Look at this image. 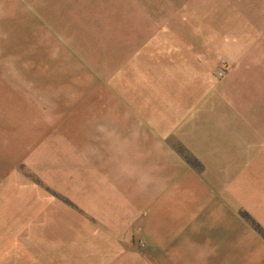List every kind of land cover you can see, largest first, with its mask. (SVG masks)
I'll list each match as a JSON object with an SVG mask.
<instances>
[{
	"label": "crops",
	"instance_id": "1",
	"mask_svg": "<svg viewBox=\"0 0 264 264\" xmlns=\"http://www.w3.org/2000/svg\"><path fill=\"white\" fill-rule=\"evenodd\" d=\"M121 3L136 4L143 21L150 19L146 14L152 5L158 20L164 13L190 22L187 28L191 37L199 38L202 50L219 54L226 64L221 90L234 110L231 122L218 128L216 136L207 128L197 144L206 171L187 173L184 186L169 188L167 196L160 190L154 195L152 210L138 226L136 251L127 239H112L115 247L110 250L82 255L77 244L81 228L117 227L114 223L126 220L120 215L112 216L109 226L102 223L108 220L100 213L125 212L122 203L128 194L95 193L98 185L105 188L111 180L114 162H98L101 153H86L91 143L79 141L82 121L101 106L98 82L89 72L76 70L81 65L71 55L75 39L66 46L32 44L31 35L18 32L17 17L9 12L0 30L6 34L0 40V131L16 136L14 143L0 142V264H264V0ZM75 26L59 25L56 36L92 35L82 33L80 24L73 33ZM41 32V37L55 36ZM235 131L246 134L239 140L231 136ZM55 135L56 148L70 150L62 154L71 155L72 174L59 162L51 174L59 182L57 192L72 197V204L42 190L41 201H34L33 189L16 183L24 179L17 174V163L34 144L41 141L45 161L53 163ZM246 164L241 173L239 166ZM99 171L104 180L100 184ZM81 213H89L88 220ZM34 229L40 230L35 237Z\"/></svg>",
	"mask_w": 264,
	"mask_h": 264
},
{
	"label": "rangeland",
	"instance_id": "2",
	"mask_svg": "<svg viewBox=\"0 0 264 264\" xmlns=\"http://www.w3.org/2000/svg\"><path fill=\"white\" fill-rule=\"evenodd\" d=\"M83 1L0 0V30L6 16L13 12L18 20L15 27L20 34H30L32 44H49L50 41L66 46L75 39L78 48L75 47L71 55L81 65L76 70L96 77L98 104L101 105L98 112H91V116L82 121L79 141L91 143L86 144L93 147H85L86 153L93 150L101 153L98 162L108 163L111 159L114 162L111 180L106 182L105 188L98 185L95 193L112 191L116 194L117 190H122L128 194L122 203L125 212L98 214L107 216L108 222L102 223L108 226L112 216L118 219L124 215L126 220L114 223L117 227L81 228L77 244L82 255H99L115 247L110 240L127 239L130 250L136 251L138 226L152 210L154 195L160 190L161 195L167 196L169 188L184 186L187 173L206 171L208 166L201 163L197 144L207 128L210 135L216 136L218 128L228 125L227 120L231 122L230 112L234 110L221 90L227 68L219 54L204 52L199 38L191 37L188 21L172 20L164 13H160L158 20L159 15L152 13V5L150 14H146L150 19L143 21L134 3L90 0V5H84ZM62 24L67 28L76 25L74 31L71 30L73 33L79 32L80 24L82 33L92 35L56 36ZM143 26L146 29L143 30ZM43 30L55 36L41 37ZM4 36L6 34L1 32L0 40ZM18 42H24V38L18 37ZM18 129L23 130L20 125ZM245 134L235 131L231 136L240 140ZM14 136L16 132L0 131V142L14 143ZM51 140L55 149L53 163L49 165L45 161L41 141L34 144L17 163V174L24 179L16 183L18 188L33 189L34 201H41L42 190L72 204V197L57 192L59 182L55 180L56 174H51L57 168L56 162L72 174V157L66 155L70 150L62 154L64 151L56 148L59 146L56 135ZM248 167L240 165V172H246ZM96 179L99 184L103 183L100 171ZM115 199L112 197L109 201L113 203ZM33 215L40 217L39 213ZM81 216L88 220L90 215L81 213ZM33 231L35 237V232L40 230Z\"/></svg>",
	"mask_w": 264,
	"mask_h": 264
}]
</instances>
